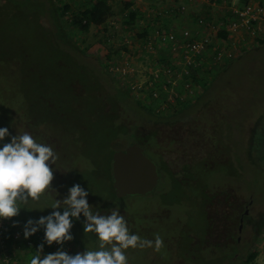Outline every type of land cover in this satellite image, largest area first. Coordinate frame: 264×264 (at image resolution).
<instances>
[{"label":"rangeland","instance_id":"1","mask_svg":"<svg viewBox=\"0 0 264 264\" xmlns=\"http://www.w3.org/2000/svg\"><path fill=\"white\" fill-rule=\"evenodd\" d=\"M16 1L20 9L0 7V54L4 56L0 58V128H7L9 133L3 141H0V148L10 143L17 132H20L17 135H21L25 132L39 131L28 130L24 125V117L34 120L37 125L41 122L48 129L52 122L56 126V118L59 114L63 112L61 115H65L69 111V108L65 107L57 110V106L70 100L71 85H79V82H83L82 87L87 85L86 78L78 69V65H83L86 70L99 67L105 72L111 63L127 61L130 67L140 71L144 64L143 59L138 57L140 52L137 46L140 42L136 35L139 30L125 24L129 9L139 11L143 15L145 11L159 10L163 6H174L180 2V0H53L52 9L57 16L53 22L45 0ZM0 3L7 5L6 0H0ZM96 3L108 14L103 25L89 27L86 32H80L70 25L73 15L83 12L88 6ZM124 4L130 5V8L124 11ZM64 6H67L66 10H62ZM185 6L187 9L185 15L170 16L179 26L186 22L190 24L197 11L219 14L220 10L217 8H222V4L212 8L201 5L196 0H190ZM23 11L33 12L34 15L26 16L20 13ZM57 27L63 29L65 38L60 35ZM238 53L234 57L235 61L233 62L232 59L227 68L223 66L214 72L220 73L218 76L226 75L220 79V82H228L223 85L228 91L225 90L220 96L218 90L221 86H216V80L211 83L212 73L208 74V85L206 84L209 90L203 96L206 98L208 95L214 97L218 95L220 99L216 96L213 103L220 100L222 104L225 103V108L210 106L211 114L217 109L231 119L228 121L229 125L233 120L236 122V128L230 129L229 132L233 135L234 133L241 135V143L235 151L237 159L233 153L230 155V164L226 162L208 168L199 161L180 157L179 166L182 164L187 166V169L186 172L177 170V178L181 182L179 185H167L166 173H161L159 180L165 177L163 181L167 185L164 194L156 193L148 198H143L146 195L128 196L116 200L120 207L131 214L129 215L130 234L152 241L158 234L163 240V246L159 251H156L154 246L126 250L128 264H195L186 260L182 254L185 239L190 240L192 244L197 243L201 250L205 247L215 248L216 253L211 252L214 257H217L220 245H232L234 249L229 260L223 263L211 262V264H240L242 258L251 252L256 254L251 264H264V114H262L264 113V41L248 43L245 40L243 48ZM133 79L139 80L138 77ZM97 83L101 88V94H107L108 90L104 83L99 79ZM116 85L121 87V84ZM201 91V94L204 93V90ZM130 98L134 99L131 95ZM129 119L124 125L127 126V130L136 131L137 136H142L152 127L148 122L149 116ZM186 120L187 118L182 122ZM57 127L60 126L57 125L54 132L60 139L59 145L64 146L69 154L73 153L69 156L70 169L87 170L91 165L90 159H86L85 154L77 152L73 136L60 135L61 131L58 130L61 128ZM165 132L167 133V130ZM249 135H252L251 139L255 142L250 150L247 145ZM120 143L125 145L120 147ZM126 143H129V139L117 141V146L113 142L108 144L101 142L96 149L107 147L111 150L98 157L107 159L114 151L127 147ZM245 148L250 152L249 156L254 166L249 164L248 154L242 157ZM174 157V154H167L162 160L170 165ZM171 171L172 168L169 172ZM217 191L231 192L229 196L226 195L227 202L238 203L240 207L236 213L244 216L239 223V231L234 225L232 236L228 232V221L221 216L214 217L207 211L206 205H203L204 195ZM52 203L53 200L45 194L38 203L30 204L27 208L22 207L19 212L22 220L19 222H24L25 226L30 219L38 221L53 211H59L51 208ZM14 222L16 224L15 220ZM44 232L45 230L41 228L29 239H36ZM24 247L23 249L13 247L14 255L11 258H18L23 252L22 258H27L28 261L24 263L30 264V256L33 255L31 247L27 245ZM59 250L73 256L84 253L73 240L64 243ZM57 251H52L50 254ZM211 259L214 260L213 257ZM24 263L19 260L13 264Z\"/></svg>","mask_w":264,"mask_h":264},{"label":"trees","instance_id":"2","mask_svg":"<svg viewBox=\"0 0 264 264\" xmlns=\"http://www.w3.org/2000/svg\"><path fill=\"white\" fill-rule=\"evenodd\" d=\"M45 1L50 9V18L55 22L56 15L54 9H52L53 0ZM212 1L219 4L221 0ZM6 3L7 5H2V3H0V7L13 8L15 10L16 8L20 9L16 0H6ZM127 8L129 9L130 5L124 4V11L127 10ZM66 9L67 6L62 8V10ZM20 13L31 17L34 15L33 12L27 11ZM138 17H142L139 11L129 9L125 24L132 28L135 27ZM107 18V12L96 3L88 6L83 12L73 15L70 25L80 32H86L89 27L103 25ZM57 30L63 38L66 37L62 28L57 27ZM145 36L146 32L141 31V33H137L136 38L142 40ZM216 36L219 39H225L226 33L220 31ZM259 43H262V41ZM0 58H4V56L0 54ZM234 61L235 59L233 62ZM230 62L224 66L227 68V66L231 64ZM230 69L231 67L228 71H230ZM83 74L87 76V85L82 87L83 82H79V85H71L70 100L63 105L57 106V110L65 107L66 109L69 108V111H67L65 115H61L63 112L59 114L58 118H56V126L59 125L60 127L57 128H61L58 130V132L61 131L60 135L73 136L75 140L74 143L77 146V152H79V154H85L86 156L84 157L90 159L91 165L87 170L83 168L70 169L71 160L69 156L73 153L69 154L64 146L59 145L60 139H58V136L54 132V128H56L54 122H52L50 129H48L44 127L41 122L39 123L40 125H37L34 120H30L28 117H24L23 119L24 125L28 130H39L37 133H29L36 142L52 147L59 156L55 165L50 164L54 175L51 184L53 191L46 193L53 202H55V200L63 201L69 195V189L73 185L79 184L88 192L87 201L93 212H99L101 215H110V210L118 208L120 214L124 216L129 229V225L131 224L129 215L131 214L127 212L128 210L120 207L119 204L116 203L118 199L114 198L110 187L109 163L111 155L108 156L107 159L98 157L111 150L107 147L96 149V146L101 142L105 144L113 142L115 146H117L116 142L121 139H129V143H126V145L136 142L143 150L144 155L155 164L158 174L166 173L165 176L168 178L167 185L171 186L181 183L177 178V170L182 171L187 169V166H183L182 164L179 166L180 164H178V161L180 157L199 161L203 166L208 168L226 162L230 164V155L233 153L235 159H237L235 151L241 143V135L239 133H234V139V135L229 132L230 129L236 128L237 124L233 120L229 125L228 121H231V119L225 117V114H221L217 109L211 114L212 110L209 109L210 106L225 108V103L222 104L220 100L219 102L213 103L216 96L217 99H220L218 95L215 97L214 95H208L206 98L203 97L209 90L206 81L202 85V89L204 90V93H202L203 95L201 94L199 97L195 98L191 104L189 103L173 110L170 115L160 116L155 114L152 109L141 101L131 99L125 88L116 85L117 82L109 75L107 68L105 72L101 71L98 67V69L93 68L86 70ZM219 74L213 73L211 83L216 80V86H221L218 90L221 96L225 90L228 91L223 87V85L228 84V82H220V79L224 78L226 75L222 74L218 76ZM77 79L78 82L79 76ZM97 79L102 81L104 83L103 85L108 90L107 94L100 95L104 97V100L91 92L94 91L92 86L94 87V85L98 84ZM142 112L145 114H141ZM259 115H261V112ZM139 116H149L150 119L148 122L152 124V127L142 136H137L135 133L136 131L127 130V126L124 125L125 121L129 122L130 117L137 118ZM186 118L187 120L182 122V120ZM162 127L166 128L165 130H167V133ZM19 133L20 132H17L15 136ZM251 137L252 135H249L247 143L248 150L253 148L255 143L254 139H251ZM123 145L125 144H119L120 147ZM248 150L247 148H245V150L243 149L242 157L248 154L247 160H250L249 164L254 166L251 162L249 156L250 152H248ZM167 154L175 155L170 165L162 160ZM169 168H172L171 173L169 172ZM163 180H159L158 190L156 189L154 193L146 195L143 198H148L156 193L164 194L167 185ZM230 194L231 192L225 193L222 191L208 193L204 195L203 205H206L207 211L211 212L214 217L221 216L228 221V232L230 236H232L234 233V225H236L235 227L237 230L239 218L242 216L243 219L244 216L243 214L238 215V213H236L240 207L238 203L234 201L231 203L227 202L226 195L229 196ZM58 210L63 214V208ZM225 210L228 212L224 213ZM14 220L16 224L20 226L24 223L19 222L22 220L19 215L12 219L13 223H15ZM72 224L73 226L70 229V234L73 236L74 244L84 252L87 250H98V240L95 234L85 233L84 231L85 218L83 215L81 214L78 220L72 219ZM219 247L218 253L216 254L217 257H214L211 255V252L215 251V248L205 247L201 250L197 243L192 244L190 240L185 239L183 242L182 254L186 260H190V263H223L229 260L234 248L230 244L220 245ZM23 248L25 247L22 245L21 249ZM8 249L9 248L6 247L9 256L11 252ZM255 256V252L248 253L242 258L240 264H251ZM212 257L214 260L211 259ZM215 258L217 260H215ZM11 259L15 260L14 257Z\"/></svg>","mask_w":264,"mask_h":264},{"label":"built area","instance_id":"3","mask_svg":"<svg viewBox=\"0 0 264 264\" xmlns=\"http://www.w3.org/2000/svg\"><path fill=\"white\" fill-rule=\"evenodd\" d=\"M196 1L212 8L218 6L212 0ZM189 2L180 0L174 6L145 11L136 19L138 33L146 32L137 46L138 57L144 64L140 71L130 67L127 61L107 67V72L134 100L141 101L160 116L191 104L201 94L205 81L207 84L208 74L234 59L245 40L248 43L264 41V0H221L222 8H217L219 14L200 12L194 14L192 24L179 26L170 16L185 15V3ZM220 31L226 33L225 39L217 38ZM11 220H0V264H13L22 258L23 252L15 261L11 259L13 247H31L30 258L36 255L41 243H44L42 258L61 248L55 243L48 246L44 241L45 232L36 239H25L24 225L13 227ZM6 247L10 249L9 256Z\"/></svg>","mask_w":264,"mask_h":264},{"label":"clouds","instance_id":"4","mask_svg":"<svg viewBox=\"0 0 264 264\" xmlns=\"http://www.w3.org/2000/svg\"><path fill=\"white\" fill-rule=\"evenodd\" d=\"M7 128H0V141L8 136ZM59 159L52 147L38 143L27 132L11 138L10 143L0 148V220H11L19 215L22 207L38 203L42 196L52 192L53 170ZM88 192L79 184L69 189V195L63 200L51 204L53 211L38 221L28 220L24 226V238L28 239L41 228L45 230L44 241L48 246L60 245L72 241L70 234L72 219L85 218V233L95 234L98 250H87L83 254L69 255L63 250L41 256L44 243H41L30 264H128L126 250L155 247L159 251L163 246L162 238L157 234L155 240L142 239L130 234L127 222L119 209L110 210V215L93 212L87 201ZM72 218V219H70ZM13 224V227H16Z\"/></svg>","mask_w":264,"mask_h":264},{"label":"water","instance_id":"5","mask_svg":"<svg viewBox=\"0 0 264 264\" xmlns=\"http://www.w3.org/2000/svg\"><path fill=\"white\" fill-rule=\"evenodd\" d=\"M109 173L110 187L116 199L150 194L159 182L155 164L144 155L137 143L113 152ZM238 229L240 230V225Z\"/></svg>","mask_w":264,"mask_h":264},{"label":"flooded vegetation","instance_id":"6","mask_svg":"<svg viewBox=\"0 0 264 264\" xmlns=\"http://www.w3.org/2000/svg\"><path fill=\"white\" fill-rule=\"evenodd\" d=\"M78 69H80L81 70L80 72H82V73H84L86 71V69H85V67H83V65H78ZM84 77L87 78V76H84ZM92 89L94 91H91V92L94 93L97 97H99L100 95H104V94H101V88H99L98 84L94 85V87L92 86ZM101 98H102V100H104V97H101ZM244 214H246V213L244 212ZM241 222H242V216L239 218V223H241ZM238 231H239V229H238Z\"/></svg>","mask_w":264,"mask_h":264},{"label":"crops","instance_id":"7","mask_svg":"<svg viewBox=\"0 0 264 264\" xmlns=\"http://www.w3.org/2000/svg\"><path fill=\"white\" fill-rule=\"evenodd\" d=\"M232 2H235L236 0H231ZM238 2V1H237ZM232 4V3H231ZM234 4V3H233ZM196 11H194V13H195ZM199 13V11H197L195 14H198ZM190 24H192V23H190ZM190 24H188L187 22L185 23V24H181L183 27H185V26H188V25H190ZM24 258V257H23ZM23 258H21V259H19L20 260V262L21 263H27L28 261H27V258H24V261H23ZM24 263V264H25Z\"/></svg>","mask_w":264,"mask_h":264}]
</instances>
